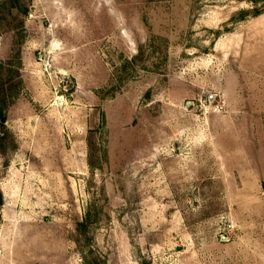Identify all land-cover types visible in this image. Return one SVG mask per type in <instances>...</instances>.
<instances>
[{
  "label": "rangeland",
  "instance_id": "1",
  "mask_svg": "<svg viewBox=\"0 0 264 264\" xmlns=\"http://www.w3.org/2000/svg\"><path fill=\"white\" fill-rule=\"evenodd\" d=\"M18 2L0 264H264V0Z\"/></svg>",
  "mask_w": 264,
  "mask_h": 264
},
{
  "label": "trees",
  "instance_id": "2",
  "mask_svg": "<svg viewBox=\"0 0 264 264\" xmlns=\"http://www.w3.org/2000/svg\"><path fill=\"white\" fill-rule=\"evenodd\" d=\"M19 2L18 0H4L0 3V12L5 14H11L13 10L18 9ZM264 10L263 8H257L251 10H242L240 11V15L244 16L248 13H251L254 16L259 15ZM13 80L10 76H0V132H1V139L6 140L9 131L6 127L7 115L6 111L10 104V92L13 86ZM3 204V197L0 191V208ZM95 221V218L91 211H87L84 215L83 219L76 224V230L78 234L82 236H86L87 232L91 226V224ZM91 264H98L97 260L94 258L91 261ZM142 264H149L146 261H143Z\"/></svg>",
  "mask_w": 264,
  "mask_h": 264
}]
</instances>
